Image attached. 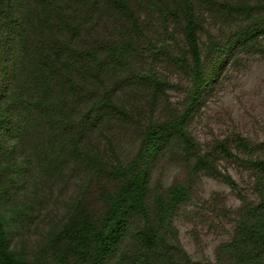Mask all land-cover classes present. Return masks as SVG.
<instances>
[{"label":"trees","instance_id":"16d2710c","mask_svg":"<svg viewBox=\"0 0 264 264\" xmlns=\"http://www.w3.org/2000/svg\"><path fill=\"white\" fill-rule=\"evenodd\" d=\"M239 72L264 0H0V264H264V128L195 124Z\"/></svg>","mask_w":264,"mask_h":264},{"label":"rangeland","instance_id":"374dc122","mask_svg":"<svg viewBox=\"0 0 264 264\" xmlns=\"http://www.w3.org/2000/svg\"><path fill=\"white\" fill-rule=\"evenodd\" d=\"M240 72L237 74L239 79L234 85L231 82L229 83L230 87L226 90L228 93L222 94L219 99L220 102L211 103L201 109L199 120L197 123L195 122L196 125L198 124L197 129L199 131L207 132V134L219 131L225 127L224 121L230 119L232 122H238L245 129L255 127L259 131V128H264L263 119L256 121V118H261L264 115V74L257 75L253 82H249V85L245 86ZM231 94L239 95L243 100L238 110H236V107L231 108V111L229 110L228 96ZM223 187H225L223 182L209 178L205 179L204 189L206 193L221 190ZM227 191H225L226 198L229 204H232L234 196L229 189ZM206 240L211 241L210 238H206Z\"/></svg>","mask_w":264,"mask_h":264}]
</instances>
